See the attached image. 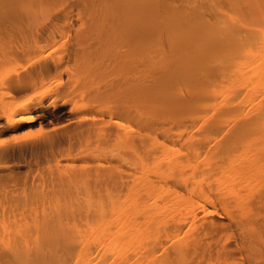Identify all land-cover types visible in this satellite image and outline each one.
Returning a JSON list of instances; mask_svg holds the SVG:
<instances>
[{
    "label": "bare ground",
    "instance_id": "1",
    "mask_svg": "<svg viewBox=\"0 0 264 264\" xmlns=\"http://www.w3.org/2000/svg\"><path fill=\"white\" fill-rule=\"evenodd\" d=\"M0 90V264H264V0H0Z\"/></svg>",
    "mask_w": 264,
    "mask_h": 264
},
{
    "label": "rangeland",
    "instance_id": "2",
    "mask_svg": "<svg viewBox=\"0 0 264 264\" xmlns=\"http://www.w3.org/2000/svg\"><path fill=\"white\" fill-rule=\"evenodd\" d=\"M23 65H24V64H23ZM2 88L5 89L4 87H2ZM3 92H4V93H3ZM3 92H2V90H0V97L3 96V95H5L6 92H7V90H3ZM1 94H2V95H1ZM24 98H26V97H24ZM24 98H21V99L23 100ZM68 108H69V107H66L67 110H69ZM63 121H64V120L62 119L61 121H57V122H53V123H44V124H41V126H40L38 123H36V124H34L30 129H28V130L25 131V135L31 137L30 135L36 133V134H38V135L35 134V137L41 136V135H43V132H44L45 134L48 133V132L51 131L53 128H55V127H57L58 125L62 124ZM56 123H57V124H56ZM37 132H38V133H37ZM31 133H32V134H31Z\"/></svg>",
    "mask_w": 264,
    "mask_h": 264
}]
</instances>
